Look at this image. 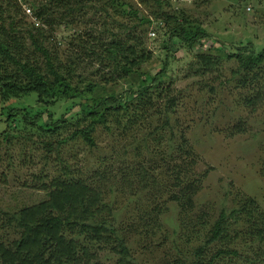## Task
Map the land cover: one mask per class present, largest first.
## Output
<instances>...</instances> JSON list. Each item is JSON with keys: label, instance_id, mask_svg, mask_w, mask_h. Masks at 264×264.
<instances>
[{"label": "trees", "instance_id": "trees-1", "mask_svg": "<svg viewBox=\"0 0 264 264\" xmlns=\"http://www.w3.org/2000/svg\"><path fill=\"white\" fill-rule=\"evenodd\" d=\"M27 2L38 20L36 24L26 19L17 0H0V105L32 95L36 99L28 100L22 108L0 109V118L5 117L0 120V137L9 143L10 138L20 134L10 131V123L20 117L27 130L26 138L36 137L47 152L56 151L58 168L53 175L42 176L40 190L44 198L32 205L0 212V264H104L97 256L102 249L108 251V258H115L113 264H138L127 239L114 226V210L105 199L115 194L119 186L129 192L130 200L137 202L142 195L153 202L165 197L164 203H175L179 216H183L180 224L185 226L188 225L185 217L194 207L202 180L194 171L197 155L187 146L183 135L177 142L179 137L171 123L170 116L179 106L180 97L172 81L161 84L160 78L168 70L167 61L155 75L140 73L151 77L149 82L135 83L131 75L141 71L151 53L133 27L122 23L110 27L115 22L110 9H119L123 14L127 9V14L137 17L140 25H154V32L165 38L162 40L165 52L173 48L175 40L179 41L191 53L185 76L196 78L199 88L209 87L210 92L214 87L205 79L212 82L218 79L216 67L224 57L236 61L237 69L232 75L244 76V83L246 76L261 71L254 60L257 52L243 45L235 53L223 44L205 46L202 42L205 29L196 21L183 15L179 21L176 15L162 13L163 6L169 4L167 0H152L156 4L152 19L139 16L122 0ZM73 23H80L85 29L70 34ZM58 28L68 33L69 46L62 52L54 41V30ZM196 48L207 52L195 51ZM84 61H88L89 73L78 72ZM118 81L131 84L125 99L104 97L96 92L115 88ZM57 87L80 100L78 111L57 120L48 115L49 123L42 125V111L59 100L51 94ZM256 90L242 98L246 106H251V112L264 104V84ZM159 115L164 117L162 123L156 124ZM119 127L122 136L136 127L146 129L139 141L133 136L122 145V154L134 142L141 144L135 147L136 153L139 148L149 151L153 145L159 149L165 142V148L157 155L159 161L153 153L151 167L136 160L120 161L117 167H107L103 174L97 170L88 178L60 155L65 146L78 140L95 147L98 129L111 132ZM246 130L245 124L238 121L229 135L243 134ZM166 158L172 159V165L165 163ZM160 167L165 168L163 184H159L156 176ZM238 199H233L229 207H220L215 215L210 216L206 210L197 216L196 231L197 223L190 222L193 235L185 243L191 244L192 249L172 264H264V209L251 197ZM159 214L153 206L145 217H140L144 223L141 232L145 235L154 232Z\"/></svg>", "mask_w": 264, "mask_h": 264}, {"label": "rangeland", "instance_id": "rangeland-1", "mask_svg": "<svg viewBox=\"0 0 264 264\" xmlns=\"http://www.w3.org/2000/svg\"><path fill=\"white\" fill-rule=\"evenodd\" d=\"M122 1L128 3L142 17L152 19L151 12L156 11V4L152 0ZM167 1L169 4L163 6L162 13L176 15L179 21L180 15L190 21H196L205 29L202 40L205 46L223 44L231 53H235L237 47L241 45L254 49L257 52L254 60L261 67V71L255 76H246L243 83L244 76L232 75L237 69L236 61L232 57H224L216 67L215 74L218 75V79L215 82L205 79L214 87L213 92L209 91V87L201 89L196 78L185 76L191 53L180 45L179 41L175 40L173 48L165 52L162 50V47L166 46L162 42L165 38L158 31L154 32V25L151 27L140 25L137 17L127 14V9L125 14L119 9H110V16H113L115 21L110 27L115 28L116 23L133 27L135 33L143 38L146 50L151 53L149 59L142 65L141 71L131 75L135 83L149 82L151 77L140 73L155 75L167 61L168 70L160 78L161 84L165 85L172 81L180 97L179 106L170 116L171 123L174 125L176 136L179 137L176 138L177 142L183 135L187 146L197 155L194 171L202 180L201 189L194 198V207L185 217L188 225H182L183 227L180 224L183 216H179L175 203L163 202L165 197L155 198L153 202L149 197L142 195L141 201L137 202L135 199L130 200L129 192L119 186L115 194L105 199L110 209L114 210V226L120 229L127 239L131 255L138 264H172V261L182 254L188 255L192 245L186 244L185 241L193 235L190 222L196 224V217L206 210L210 211L209 215H215L220 207H229L233 199L239 200L241 196L253 198L264 209V104L251 112V106H246L242 100L253 95L256 89L264 84V0ZM31 13L25 15L26 19L38 23L32 10ZM71 28L73 29L70 34L85 29L80 23H73ZM152 32L154 35H151ZM54 35L59 51L67 50L69 46L66 39L67 31L58 28L54 30ZM195 51L207 52L204 48L201 50L196 48ZM87 69L88 61H84L78 72L89 73ZM241 82L246 84L245 88ZM116 84L115 88L98 89L96 92L104 97L125 99L127 97L125 93L131 88V84L121 81ZM81 87L83 89L84 85ZM51 94L59 100L47 107L46 111H42L40 119L42 125L49 123L48 115L57 120L64 114L69 116L75 113L79 108L80 100L72 98V94L62 87L53 89ZM35 99L36 97L32 95L28 98L10 100L0 105V109L22 108L27 105L28 100ZM132 100L131 97L130 101ZM163 117L156 116V124L162 123ZM4 118L1 117L0 120ZM238 121L245 124L246 132L230 136L229 130ZM145 130L136 127L122 136L120 127L111 132L98 129L94 135L95 147H88L78 140L65 146L60 155L74 169L79 168L83 176L88 178L97 170L103 174L107 167H117L120 161L136 160L151 167V155L154 153L159 161L157 155L165 148V142L159 149L153 145L149 151L139 148L137 153L135 147L141 144L134 142L128 147L127 153L122 154V145L130 142L133 136L139 141ZM10 131L21 135L17 134L10 138L9 143H5L0 137V212L32 205L44 198V192L40 190L42 176H51L58 168L55 167L56 151L47 152L36 137L31 140L26 138L24 131L27 130H24L20 117L10 123ZM171 162L172 159L170 161L169 158L165 159V163L172 165ZM164 170V167L156 170L159 184L164 183L161 177L166 179L163 175ZM153 206L160 214L156 219L157 224L153 227L155 231L145 235L141 232L144 231V223L139 218L145 217ZM198 227L197 223L194 230L196 231ZM102 250L103 252L98 251L97 256L104 264H113L115 258H108V251Z\"/></svg>", "mask_w": 264, "mask_h": 264}, {"label": "built area", "instance_id": "built-area-1", "mask_svg": "<svg viewBox=\"0 0 264 264\" xmlns=\"http://www.w3.org/2000/svg\"><path fill=\"white\" fill-rule=\"evenodd\" d=\"M17 3L19 4L21 10L24 12L25 15L32 14L30 7H28L27 0H17ZM151 35H154V33L152 32Z\"/></svg>", "mask_w": 264, "mask_h": 264}]
</instances>
